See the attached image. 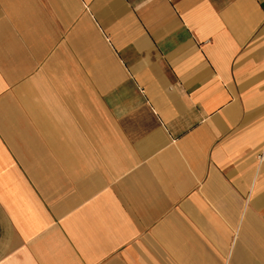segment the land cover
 I'll return each instance as SVG.
<instances>
[{
  "label": "crops",
  "instance_id": "0c3cea01",
  "mask_svg": "<svg viewBox=\"0 0 264 264\" xmlns=\"http://www.w3.org/2000/svg\"><path fill=\"white\" fill-rule=\"evenodd\" d=\"M0 264H264V0H0Z\"/></svg>",
  "mask_w": 264,
  "mask_h": 264
}]
</instances>
